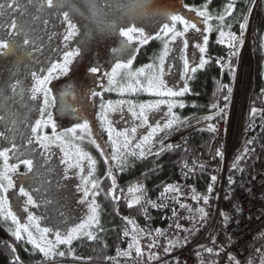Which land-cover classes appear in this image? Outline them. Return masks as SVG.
Segmentation results:
<instances>
[{"label":"snow or ice","instance_id":"1","mask_svg":"<svg viewBox=\"0 0 264 264\" xmlns=\"http://www.w3.org/2000/svg\"><path fill=\"white\" fill-rule=\"evenodd\" d=\"M256 3L257 0H225V3L218 9L212 10V0H205V3L200 8L189 9L195 13L196 17L200 18L199 22L203 27H198L197 22L186 18L183 14H171L169 16L170 23L164 24L163 28L156 32L157 39L161 36L164 37L163 51L159 56V62L146 66L149 70L155 69L154 74L148 76L145 74L144 68H139L134 73H130V77H136L132 83H127L124 86H121L116 79L118 70L130 69L135 59V44H146L151 39V36L145 35V30L135 25L113 26V31L118 30L119 36L124 38L120 40L119 48L113 49V51L127 52V55L124 59L117 58L114 60L110 74L108 72L103 73L107 77L108 85L107 88H104V91H118L123 94L126 92L136 93L142 90L160 97V99L141 103L138 105L137 110V106L131 101L118 100L113 102L108 100L104 102L103 92L91 91L90 94L92 96L101 98L97 117L99 130L101 133L107 134V147L110 151H105V146L98 143V138L94 135L88 119H83L82 123H75L72 127L64 129L62 133L57 134L56 121L53 119L52 113L48 111V108L54 107L57 101L56 96L52 94V90L48 85L56 77V74L67 71L72 57L79 55V48L68 50L79 35V28L73 22L70 11L65 9L69 8L72 11H75V9L69 5L68 0H3V2H0V56L20 54L24 57H33V53L41 50L38 45L43 43L36 25L39 22V24L46 26L53 17L61 21L60 27L64 28V32L59 34V37L62 38L63 43L66 45L63 62H50L49 65L38 69V71H30V82L15 79L14 83L6 82L3 89L4 92L18 93L21 97H24L25 92H27V98L31 101H38L41 98L43 101L42 105L37 107L39 118L35 119L34 124L30 125L31 135L25 138L26 145L30 147H24L15 141H10V138L4 132H0V138H3L5 142H10V146L0 147V158H3V169L0 170V223L9 224L11 229L9 231L10 237L17 242L23 241L25 244L30 245L34 250L29 253L30 255H42L44 259L40 264H58L56 257H65L69 254L75 256L71 245L78 238L83 237L90 241L98 239V236L94 234L96 230L104 231L99 215L100 205L97 200L101 192L103 191L106 197H110L113 200H120L121 197L115 195L118 188L116 172H125L134 166L136 160H143L147 156L158 158L166 151L181 147V145L169 143L170 137L181 127L187 125L190 119H196L197 124L201 120L196 117L181 118L174 109H182L186 106L183 97L191 92L190 79L198 70L204 69L212 59L206 55L209 34L213 31L217 32L219 36L217 42L221 45L227 43L229 58L236 56L238 48L244 44L246 29ZM238 5H242V7L238 8ZM184 7L188 8L189 6L185 5ZM237 12L239 13L238 15ZM40 13L46 15L48 19H45ZM27 17L31 19L29 20ZM229 21H233L238 25V33L231 30L233 23ZM189 31L199 34L198 42L193 46L194 52L191 58L185 54L180 57L183 61L182 71L179 73L181 77L180 85L178 87L175 84L169 86L164 79L165 72L171 71V66L166 65V58L169 56L170 51L169 43L176 41L177 38L185 37V34ZM48 39L51 40L52 37L49 36ZM261 40H264V37H261ZM182 44L184 50L189 48V40L187 38L182 40ZM261 46H264V44ZM215 63L221 66L227 63L229 70L233 71L230 59L226 62L223 58H217ZM90 71L99 73L101 69L99 66H95L91 67ZM142 75L147 80L146 86L139 79ZM228 91L231 93L230 88ZM261 98H264V88L261 89L258 99ZM224 100L227 105L228 96H225ZM125 103H128V112L131 113L136 124L132 127L117 129L114 126L115 121L110 119V114L119 113L121 119H123L122 106ZM254 105L255 101H253V106H250V125L246 131L251 132L257 126L256 121L259 119V127L264 133V107L258 108ZM162 106L166 108V112L161 111ZM217 107L218 105L216 104L211 105L213 110ZM220 111L222 112L223 109ZM156 113H160L159 119L153 118ZM211 119V115L203 118L205 122ZM0 120L6 121L8 116H0ZM49 127H51L52 136H49L45 131ZM207 128L211 132L216 131L215 127L210 123ZM140 129H144L142 134L139 132ZM69 136L72 140L78 141H84L87 138L88 142L99 150L100 156L106 165V178L111 181V184L107 191L103 189L99 177L94 175L98 162L90 153L77 146L76 153L70 155L67 150L62 148L63 157L60 160V164L64 165L63 178L68 179L70 172L74 176L79 177L80 183L76 187L77 191L82 194L80 203L85 207V216L79 223L61 232L60 228L55 225L52 228H41L39 223H37L40 218L34 214L32 209L39 206V197L44 194L45 177L53 171L49 164L52 144L55 142L61 144L69 143ZM257 139L258 137L256 136L246 139L244 147L231 164L233 171L241 172V176L245 171L241 165L250 156L255 155L254 145ZM36 145H39V148L43 151L37 152ZM215 157L223 158V152L217 150ZM12 158H14L15 162L9 163ZM82 161H87L88 163L86 175L83 174L85 169ZM189 164H191V167H189ZM20 166L25 168L23 173L19 172ZM204 167L205 165L199 161H184L183 174L187 178L189 174H195L197 168L203 169ZM14 176L19 178V183L14 179ZM217 180L218 177L216 175L210 176L212 183L208 184L206 192L202 194L198 193L194 188H189V192L192 193L190 199L197 204L202 202L203 206L196 209H193L183 201L184 192L179 184L163 186L158 200L152 201L147 197L144 186L137 182L135 186H129L127 192L129 194H140L133 195L131 199L125 198V203L129 208H132L133 205L141 206L143 215L148 219H151L148 215L149 207L168 208L172 213L171 219L173 220V224L169 225V228L187 231L189 235H192L199 231L197 225H206L208 212L205 207L209 205L211 194L214 191V183ZM228 183L229 185L235 183L232 175L228 177ZM10 190H16L14 194H18L17 207L25 214V217H21L17 211L13 210V206L9 201ZM165 199L170 200L173 206L170 207L169 204L164 203ZM43 202L48 203V200L44 199ZM178 209H184L189 212L187 219L192 223L191 228L184 229V226L179 222L181 217ZM193 213H198L199 215L197 216ZM221 215L225 221L228 220L227 214L221 213ZM122 219L126 224L119 231L125 237L127 247L123 250H117L118 256L125 259L132 258V264H141V261H154L155 264H162V262L163 264H187L186 261L182 260V257L175 253L178 247L187 245L189 242L188 236H183L184 243L180 244L179 239L169 238L167 233L160 228L142 229L137 226L134 219L128 216H124ZM33 225H35V230L40 233L39 237L34 234ZM128 225L132 226L131 229L127 227ZM130 234L131 238L128 239ZM49 235L54 236V239H48ZM138 236L141 238L152 237V239L146 246L142 247ZM161 236L167 240V246L159 242L158 237ZM261 239H264V235L261 236ZM62 245L67 246L66 251L60 250ZM211 245L198 246V248L200 251H206L210 255L214 251L218 254L219 249L215 244V238H212ZM5 246L8 245L6 244ZM145 247L147 254H145ZM153 249H159L164 255L161 256L159 252L153 251ZM10 250L13 254V260L10 261V264H21L15 247L12 246ZM192 254L199 256V252ZM166 257H170V259H166ZM75 258L80 259L79 257ZM225 258L230 261V264H240L235 257L227 252H225ZM108 259L112 260L113 258L109 257ZM201 264H206V262L201 261ZM211 264H219V262L212 261ZM246 264H252V260L247 261ZM261 264H264V256L261 257Z\"/></svg>","mask_w":264,"mask_h":264},{"label":"rangeland","instance_id":"2","mask_svg":"<svg viewBox=\"0 0 264 264\" xmlns=\"http://www.w3.org/2000/svg\"><path fill=\"white\" fill-rule=\"evenodd\" d=\"M68 3L75 11L69 8L65 10L70 11L73 22L79 28V35L68 50L71 51L79 48V55L72 57L67 71L56 74V77L48 85L52 90V94L57 98L56 105L48 108V111L52 113L53 119L56 121L57 134L62 133L64 129L72 127L75 123H82L83 119L93 118L91 115V91L98 90V92L115 95L116 99H112L113 102L118 100L131 101L137 106V110L138 105L141 103L160 99V97L142 90L136 93L126 92L123 94L118 91H104V88H107L108 85L107 77L103 73L108 72L110 74L114 60L117 58L124 59L127 55V52L113 51V49L119 48L120 40L124 39L119 36L118 30L113 31V26L135 25L143 28L145 35H150L151 39H153L156 37V32L160 31L164 24L170 23L169 16L179 13L197 22L198 27H203L199 22L200 18L196 17L195 13L189 10L192 7H184L183 0H68ZM40 15L48 19L43 13H40ZM27 19L30 20L31 18L27 17ZM60 23L61 21L54 17L46 26L38 22L36 25L37 31L43 43L38 45L41 50L33 53V57H24L20 54L0 56V116H8V120H0V132H4L10 138V141H15L24 147H30L26 145L25 138L31 135L30 125L34 124L35 119L39 118L37 107L42 105V98L38 101H31L27 98V92H25L24 97H21L18 93L4 92L3 89L6 82L14 83L15 79L30 82V71H38V69L49 65L50 62H63L66 45L63 43L62 38L59 37V34L64 32V28L60 27ZM250 30L249 23L246 29L244 44L237 50V82L234 110H240L241 106H243L245 92L241 87H245V83L253 82V56ZM49 36L52 37L51 40L48 39ZM198 36L199 34L189 31L185 34V37L177 38L176 41L169 43L170 51L169 56L166 58V65L171 66V71H166L164 76L169 86L175 84L178 87L180 85L181 77L179 73L182 71L183 64L180 57L182 54H185L191 58L194 52L193 46L198 42ZM161 37L164 43V37ZM185 38L189 40V48L187 50L183 49L182 44V40ZM200 39L202 40V38ZM163 43L151 64L159 62V56L163 51ZM142 45L141 43L135 44V54ZM225 45L227 46V43ZM147 65L143 64L134 67L132 64L130 69H120L118 70L116 79L121 86L132 83L136 77H130V73H134L139 68H144L145 74L151 76L154 74L155 69L149 70L146 67ZM95 66H99L101 72L92 73L90 68ZM139 79H141L145 86L147 85V80L144 79L143 75ZM239 95L240 97H238ZM130 96H141V99L128 98ZM128 107V103L122 106L123 119H121L119 113L110 114V119L115 121L114 126L117 129L135 126L136 121L131 116V113L128 112ZM29 108L31 109L30 111ZM98 111L99 108L94 114V120H96V124L99 127ZM161 111L166 112V108L162 106ZM153 118L159 119L160 113L154 114ZM212 120L211 124L213 123ZM45 131L49 136L53 135L51 127L45 129ZM139 132L142 134L144 129H140ZM68 140L69 143L61 144L55 142L52 144L49 164L53 171L45 177L44 194L39 197V206L32 209L34 214L40 218L37 223H39L41 228H52L55 225L60 228L61 232L79 223L85 216V207L80 203L82 194L77 191L76 187L80 183L79 177L74 176L70 172L68 179L63 178L64 165L60 164V160L63 157L61 149L63 148L70 155H74L77 151V146H79L90 153L88 151L90 143L87 138L84 141H78L72 140L69 136ZM2 146H10V142H5L3 138H0V147ZM36 151L40 152L43 150L39 148V145H36ZM0 160L2 162L0 170H2L3 158H0ZM14 162V158L9 160V163ZM82 163L85 169L83 174L86 175L88 163L87 161H82ZM24 171V166H20L19 172L23 173ZM14 179L19 183L18 177L14 176ZM15 191H9V201L13 206V210L17 211L21 217H25V214L17 207L18 194H14ZM139 194L130 195L132 198L133 195ZM44 199H47L48 203H44ZM33 231L39 237L40 233L35 230V225H33ZM47 238L54 239V236L49 235Z\"/></svg>","mask_w":264,"mask_h":264},{"label":"trees","instance_id":"3","mask_svg":"<svg viewBox=\"0 0 264 264\" xmlns=\"http://www.w3.org/2000/svg\"><path fill=\"white\" fill-rule=\"evenodd\" d=\"M205 3V0H183V4L192 8H200ZM225 0H212L211 9H218ZM242 5H238V8ZM239 13L237 12V15ZM232 31L239 32L238 25L233 21ZM250 31H251V47L253 56V90L250 96V102L253 105L255 101L256 107H264V98L258 99L260 91L264 88V0H257L256 7L251 13ZM218 33L213 31L209 34V43L207 45V57H211L210 62L204 69L198 70L190 79L191 92L183 97L185 102L184 108H177L174 111L181 117H194L200 114H215L226 103L225 96L230 97L228 89L232 90L234 76L237 65V55L231 57V66L233 71H230L227 64L220 66L215 63V59L221 58L229 49L218 42ZM163 43V38L156 37L149 39L148 43L143 44L133 60V66L138 67L143 64L150 65L153 63V58L158 54ZM98 92V90H96ZM131 99H141V96H130ZM116 99L115 95L103 93V101ZM101 103L100 97L92 96V112L93 118H88L91 126H93L94 135L98 138V143L105 146V151H110L107 147V135L101 133L94 117L95 112ZM99 104V105H98ZM212 104L218 105L213 110ZM215 122V119L212 120ZM94 124V125H93ZM211 124V122H210ZM192 148H202L209 150L211 135L207 128L193 131L190 136ZM88 151L94 159L97 160L95 176L99 177L102 182V187L107 191L111 181L106 178V165L103 158L100 156L99 150L94 145H89ZM260 151L264 156V141L260 147ZM188 152L182 149L166 151L160 157L147 156L143 160H136L134 166L123 173L116 172L118 188L115 192L116 196L121 197L120 200H113L106 197L101 192L97 198L100 205V221L104 229L100 232L98 229L94 234L98 236L96 240H88L86 238H78L73 241L71 248L74 250L75 256L69 254L65 257H56L58 264H105L110 260L109 257L117 255V250H122L126 247L127 242L123 239L120 229L125 227L126 222L122 217L128 216L132 219H139L142 216V207L133 205L129 208L125 203V198L131 199V195L127 192V188L139 182L144 186L147 197L152 201H157L163 190V186L172 184L177 179L183 169V163ZM2 162L0 160V168ZM187 183L192 186L198 193H205L210 181V176L204 173L201 168H197L195 174H189ZM123 190V192H121ZM8 229V231H6ZM11 231L8 224L0 223V264H10L13 260V254L10 248L15 247V251L19 256L21 264H40L44 259L42 255H30L34 250L30 245L23 241L17 242L10 237ZM8 246H5V245ZM67 246H60V250L66 251ZM79 257L80 259H76Z\"/></svg>","mask_w":264,"mask_h":264},{"label":"built area","instance_id":"4","mask_svg":"<svg viewBox=\"0 0 264 264\" xmlns=\"http://www.w3.org/2000/svg\"><path fill=\"white\" fill-rule=\"evenodd\" d=\"M228 53L229 50L221 57L226 62L230 59ZM236 82L237 75L235 71L230 97L227 105L225 104L221 108L223 109L222 112L220 109L215 114L194 116L200 118L201 122L199 124H197L196 119H190L187 125L181 127L168 140L172 145H181L179 149L188 152L185 161H199L205 165L202 169L204 173L218 177V180L214 183V191L211 194L209 205L205 207L208 212L206 225H197L199 231L192 235H189L187 231L170 229L169 225L173 224V220L171 219L172 213L168 208L149 207L148 215L151 219L146 218L143 212L141 218L134 219L139 228H160L167 233L169 238L179 239L180 244L184 243L183 236H188L189 242L187 245L178 247L175 253L182 257V260L186 261L187 264H201V261L206 262V264H211L212 261H218L219 264H230V261L225 258V252L235 257L240 264H246L249 260H252V264H260L261 257L264 256V239H261V236L264 235V156L260 151L264 141V133L259 127V119L256 121L257 126L251 132L246 131L250 125V106H253L250 102L253 89L252 81L248 84L245 83V87L240 86L245 92H243L245 94L243 106H241V111L234 110ZM209 115L212 116V119H215L212 125L216 129L215 132L209 131L211 135L209 150L192 148L190 134L193 131L205 128L212 119L205 122L203 118ZM252 136L258 137L254 145L255 155L250 156L241 165L245 169L241 176V172L233 171L231 164L244 147L245 140ZM217 150L223 152V158L215 157ZM189 167H191V164H189ZM230 175L235 180V183L231 185L228 183ZM187 178H185L182 169L180 176L172 184L181 186L184 192L182 197L184 202L193 209L199 208L203 206L202 202L197 204L190 199L192 193L189 192V188H192V186L187 183ZM164 203L169 204L170 207L173 206L170 200L165 199ZM176 207L178 208V206ZM178 211L181 217L179 222L184 226V229L191 228L192 223L187 219L189 212L184 209H178ZM221 213L227 214V221ZM193 214L199 215L198 213ZM127 227L131 229L132 226L128 225ZM130 238L131 234L128 239ZM212 238H215V244L219 249L218 254L215 251L211 255L206 251H200L198 246H212ZM123 239L126 241L124 236ZM138 239H140L141 246L144 247L152 237L141 238L138 236ZM158 240L162 245L167 246L165 237H158ZM126 247L123 249H126ZM153 251L159 252L161 256L164 255L159 249H153ZM194 252H199V256L193 255ZM145 254H147L146 247ZM112 258L105 264H132V258L125 259L118 255ZM166 259H170V257H166ZM141 264H155V262L141 261Z\"/></svg>","mask_w":264,"mask_h":264},{"label":"flooded vegetation","instance_id":"5","mask_svg":"<svg viewBox=\"0 0 264 264\" xmlns=\"http://www.w3.org/2000/svg\"><path fill=\"white\" fill-rule=\"evenodd\" d=\"M0 2H3V0H0ZM38 24V23H37ZM261 264V263H260Z\"/></svg>","mask_w":264,"mask_h":264},{"label":"water","instance_id":"6","mask_svg":"<svg viewBox=\"0 0 264 264\" xmlns=\"http://www.w3.org/2000/svg\"><path fill=\"white\" fill-rule=\"evenodd\" d=\"M259 264V263H258Z\"/></svg>","mask_w":264,"mask_h":264}]
</instances>
